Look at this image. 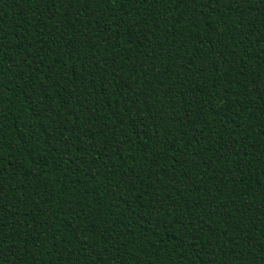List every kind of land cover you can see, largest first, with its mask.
I'll use <instances>...</instances> for the list:
<instances>
[{
    "label": "trees",
    "instance_id": "trees-1",
    "mask_svg": "<svg viewBox=\"0 0 264 264\" xmlns=\"http://www.w3.org/2000/svg\"><path fill=\"white\" fill-rule=\"evenodd\" d=\"M0 264H264V0H0Z\"/></svg>",
    "mask_w": 264,
    "mask_h": 264
}]
</instances>
